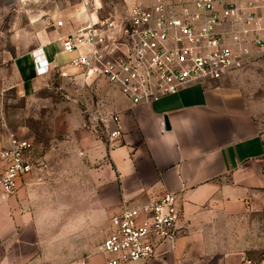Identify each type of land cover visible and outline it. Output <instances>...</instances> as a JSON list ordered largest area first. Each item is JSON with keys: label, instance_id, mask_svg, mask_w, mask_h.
<instances>
[{"label": "crops", "instance_id": "1", "mask_svg": "<svg viewBox=\"0 0 264 264\" xmlns=\"http://www.w3.org/2000/svg\"><path fill=\"white\" fill-rule=\"evenodd\" d=\"M124 1L122 13L131 4ZM107 4L0 0V91L15 89L31 96L48 87L56 73L73 72L65 67L72 55L68 59L63 53L61 40L113 14ZM59 21L63 25L56 27ZM40 62L55 70L40 76L35 67ZM229 74L140 105L103 81H73L92 90L112 87L123 96L111 108L122 118L123 135L110 143L109 152L124 186L120 201L135 206L167 191L180 204L176 242L159 247L153 260L132 264H241L243 257H259L264 264V137ZM31 175L0 206V264H39L29 242L41 220L18 213L21 189ZM104 263L100 253L87 261Z\"/></svg>", "mask_w": 264, "mask_h": 264}, {"label": "built area", "instance_id": "2", "mask_svg": "<svg viewBox=\"0 0 264 264\" xmlns=\"http://www.w3.org/2000/svg\"><path fill=\"white\" fill-rule=\"evenodd\" d=\"M81 2L90 7L94 0ZM130 2L126 12L89 23L63 38L61 45L63 53L72 55L65 67L74 75L88 84L103 81L134 105L160 101L190 84L221 80L240 65L232 45H255L264 54V0ZM62 25L59 21L56 27ZM43 64L35 65L40 76L55 70ZM100 123L110 143L122 137L120 114L101 117ZM1 159L5 166L0 172V206L32 174L34 146L14 138ZM180 219L177 195L167 191L135 206L120 205L98 252L104 264L153 260L159 247L176 242ZM241 264L258 263L243 257Z\"/></svg>", "mask_w": 264, "mask_h": 264}, {"label": "rangeland", "instance_id": "3", "mask_svg": "<svg viewBox=\"0 0 264 264\" xmlns=\"http://www.w3.org/2000/svg\"><path fill=\"white\" fill-rule=\"evenodd\" d=\"M107 2L114 14L122 13L124 0ZM232 46L240 65L230 71L229 82L243 95L264 137V54L255 45ZM68 75L73 79L56 73L48 87L31 96L15 89L0 91V172L5 166L1 153L12 139L31 141L35 147L18 213L41 220L29 242L39 264L87 262L99 253L112 211L127 204L120 201L124 186L100 123L101 117L115 113L111 108L123 96L108 86H75L81 76Z\"/></svg>", "mask_w": 264, "mask_h": 264}, {"label": "water", "instance_id": "4", "mask_svg": "<svg viewBox=\"0 0 264 264\" xmlns=\"http://www.w3.org/2000/svg\"><path fill=\"white\" fill-rule=\"evenodd\" d=\"M166 127L168 128V123H166Z\"/></svg>", "mask_w": 264, "mask_h": 264}]
</instances>
